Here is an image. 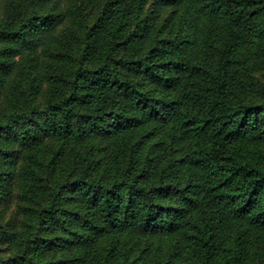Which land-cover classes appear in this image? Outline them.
Listing matches in <instances>:
<instances>
[{"label": "trees", "instance_id": "obj_1", "mask_svg": "<svg viewBox=\"0 0 264 264\" xmlns=\"http://www.w3.org/2000/svg\"><path fill=\"white\" fill-rule=\"evenodd\" d=\"M0 264H264V0H0Z\"/></svg>", "mask_w": 264, "mask_h": 264}]
</instances>
